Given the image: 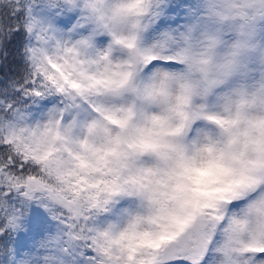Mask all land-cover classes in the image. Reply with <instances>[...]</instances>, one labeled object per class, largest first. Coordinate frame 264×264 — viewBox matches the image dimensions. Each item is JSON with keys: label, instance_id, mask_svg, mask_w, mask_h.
I'll return each mask as SVG.
<instances>
[{"label": "snow or ice", "instance_id": "1", "mask_svg": "<svg viewBox=\"0 0 264 264\" xmlns=\"http://www.w3.org/2000/svg\"><path fill=\"white\" fill-rule=\"evenodd\" d=\"M0 264H264V0H0Z\"/></svg>", "mask_w": 264, "mask_h": 264}]
</instances>
